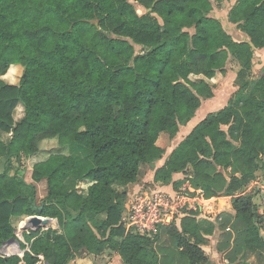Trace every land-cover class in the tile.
<instances>
[{
	"label": "trees",
	"instance_id": "obj_1",
	"mask_svg": "<svg viewBox=\"0 0 264 264\" xmlns=\"http://www.w3.org/2000/svg\"><path fill=\"white\" fill-rule=\"evenodd\" d=\"M225 1L0 0V79L13 65L24 68L19 84L0 80V134H12L8 143L0 138V264H69L81 249L161 264L158 237L126 232V195L113 185L137 182L141 164L163 159L161 135L174 138L213 97L211 81L229 59L240 66L241 94L199 123L156 179L169 184L183 173L176 189L187 182L193 196L233 197L227 257L263 250L259 191L248 186L264 171V73L252 79L255 49L264 48V0L230 9L229 22L250 39L242 43L211 15ZM18 105L25 114L15 122ZM43 180L48 195L39 201ZM195 214L162 229L189 264H205L201 246L213 228ZM33 216L57 220L59 229L25 232L30 251L5 256L15 241L24 248L18 226Z\"/></svg>",
	"mask_w": 264,
	"mask_h": 264
},
{
	"label": "crops",
	"instance_id": "obj_2",
	"mask_svg": "<svg viewBox=\"0 0 264 264\" xmlns=\"http://www.w3.org/2000/svg\"><path fill=\"white\" fill-rule=\"evenodd\" d=\"M238 0H233L232 6L237 2ZM232 6L228 10L229 11L232 8ZM227 15V16H228ZM226 16V18H227ZM241 35L237 38L233 37L236 42H249L250 39L247 34L243 33L242 31ZM240 40V41H238ZM236 63V62H235ZM226 70V69H225ZM223 73V72H220ZM264 73V48L263 49H255V57L253 59V68H252V79L257 80L260 78V76ZM217 73L215 80L218 79ZM235 78V79H234ZM234 83H233V92L228 96L225 89L227 88H219L214 89L213 88V97L209 99H202L201 106L197 110L195 116L193 119L185 126H180L178 134L171 138V144L173 147H168V149H165V155L163 159L156 162L154 165H148V164H141L138 174L137 182L123 185L120 183H115L113 185L114 189L120 193L126 195L125 200V207L127 208L128 205L133 201L134 197L141 193V192H166L169 194H172L180 189L183 188H189V184L185 182L181 187L176 189L174 187V183L177 181H183L186 176L183 173H177L173 175V181L169 184H165L163 181H159L156 179V171L164 166L169 156L172 154V152L178 147V145L193 131V129L201 123L209 114L215 113L217 111H220L221 109L225 108L229 101L233 98V95L239 90L240 85L238 82V73H236V77L234 74ZM213 79V80H214ZM16 111H19V116L15 118V122H18L24 117L25 109L22 105H18L16 108ZM166 135V134H162ZM162 135L159 139V141L162 139ZM12 137V134L2 132L0 134V138L8 143ZM159 144V142H158ZM160 146V144H159ZM161 147V146H160ZM259 179L252 182L248 186V191H253L256 188L257 183H259L260 179L264 177V171H261L258 173ZM262 177V178H261ZM39 185H44V189H41ZM83 189H87L86 185L81 186ZM37 188V197H41L39 201L44 200L48 195V184L45 180L41 181L40 183L36 184ZM42 190V195H40V189ZM221 201L217 202L215 204L212 212H195L196 218L199 220L200 224L204 227H212L213 233L210 236H207V242L201 246V249L204 253V256L206 258L205 264H264V248L263 250H257V251H249L238 254L235 258L232 259V257H227L228 251L227 249H230L229 253L232 254L231 251V242L228 243V234L229 232L226 231L228 227H231V224L233 223L235 219V211L233 209V202L229 199H220ZM256 203V202H255ZM257 205V203H256ZM260 209V204H258ZM228 215L230 216V220L228 221V225H226L224 228L220 226L222 225V218L224 219V216ZM226 218V216H225ZM106 219V215H100L96 218V222L100 223ZM180 220L175 225L179 228L181 225ZM224 221V220H223ZM55 224H52V223ZM226 222V219H225ZM51 224L53 227H51ZM52 229L58 230L59 224L57 220H51L50 226ZM167 227V226H165ZM165 227L159 228L157 234L154 236L158 237L157 242L155 243V248L157 252L160 255V262L161 264H189V261L186 257H183L180 253V249L177 248L176 243L171 239L169 236V232L167 229H162ZM94 229V228H93ZM47 230V229H46ZM95 230V229H94ZM263 239H264V230H263ZM19 256V255H18ZM22 258V256H21ZM230 258V259H229ZM43 263V259H41L40 264ZM69 264H124L122 257L120 254L116 251L112 250H106L101 255H92L88 252L87 249H81L79 253L76 255L75 259H73ZM204 264V263H200Z\"/></svg>",
	"mask_w": 264,
	"mask_h": 264
},
{
	"label": "built area",
	"instance_id": "obj_3",
	"mask_svg": "<svg viewBox=\"0 0 264 264\" xmlns=\"http://www.w3.org/2000/svg\"><path fill=\"white\" fill-rule=\"evenodd\" d=\"M256 187L259 191L258 196L261 198L259 212L264 216V182L257 183ZM220 199L232 200L233 197L218 196L206 200L201 191H197L193 196L188 192V188L180 189L172 194L141 192L128 205L121 222L127 233L154 236L159 228L176 224L191 213L212 212L215 204L221 201ZM226 231L233 233L231 227H228ZM13 247L14 243L9 245L4 255L8 256L9 250ZM14 251L10 253L16 255L18 249L14 248Z\"/></svg>",
	"mask_w": 264,
	"mask_h": 264
},
{
	"label": "rangeland",
	"instance_id": "obj_4",
	"mask_svg": "<svg viewBox=\"0 0 264 264\" xmlns=\"http://www.w3.org/2000/svg\"><path fill=\"white\" fill-rule=\"evenodd\" d=\"M232 3H233V0H228V1H225L224 3H222L220 6L215 4L214 5V11L212 12L211 15H212V17L218 18L222 21V25L224 26L226 31L232 36V38L233 37L237 38L238 36L241 35V32L237 28V25L231 24L229 22V19L227 16L228 10L232 6L231 5ZM138 13L142 14L143 11H141L138 8ZM226 16H227V18H226ZM190 32L193 33V31H190ZM241 36H243V35H241ZM238 41H240V40H238ZM135 51H136V54H140L142 52V50L139 46H135ZM239 70H240V66L237 63H235V61H233V59H229V62L227 63V66H226V70L223 73L219 72V74L217 76L218 79L212 80L211 85L213 86L214 89L227 88V89H225V91H226L227 95L229 96L231 94V92H233V83H234V79H235L234 74L236 77V73H238ZM23 73H24V68L21 65H13L8 70L7 74L5 76L1 77L0 80H4L10 84L17 85V84H19ZM240 87H242V85H240ZM239 94H241V93L239 90H237V92L235 93V95H233V97H236ZM18 112L19 111H16V110L14 111V115L16 114L15 118H17L19 116ZM159 144L162 148H165V149H168V147H173V145L171 144V138L168 135H162V139L159 141ZM43 146H44V144H43ZM55 146H56V142H53V143H49L48 146H44V147H47V149L50 150L52 148H55ZM82 158H83V160L86 159L84 156ZM33 163L34 162L30 161V163L24 162V164H23L22 168L26 169L27 179H30L31 174H30L29 169L32 168ZM16 165H17V163H16ZM259 181H260L259 183H261L263 181V178L260 179ZM82 185L84 186L85 184H81L80 186H82ZM39 186L41 187V189H44V187H45L44 185H39ZM86 187H87V185H86ZM41 189H40V195H42V193H43ZM38 198L40 200L41 197L39 196ZM260 201H261V198L257 195V198L255 199L257 206H259L258 204H260ZM31 221H32V217L25 218V220L23 222L24 224L18 226V231H17L16 236L18 237L20 242L25 244L24 248H21L18 245L19 241H17V242L15 241L14 247L9 250L8 256L13 255L11 253L15 252L14 248L18 249V253L16 255H19L20 257L24 256V252L30 251L29 244H27V242H25V240H24L23 234H25V232H31V231H37V230H43L44 231L46 229L53 227L52 224H55L53 222L51 224V227H48V226H50V223L48 225H35V224L31 223ZM38 264H40V263H38ZM42 264H47V263L43 261Z\"/></svg>",
	"mask_w": 264,
	"mask_h": 264
},
{
	"label": "water",
	"instance_id": "obj_5",
	"mask_svg": "<svg viewBox=\"0 0 264 264\" xmlns=\"http://www.w3.org/2000/svg\"><path fill=\"white\" fill-rule=\"evenodd\" d=\"M51 219H42L40 217H32L31 223L35 225H48ZM12 243V242H11Z\"/></svg>",
	"mask_w": 264,
	"mask_h": 264
}]
</instances>
